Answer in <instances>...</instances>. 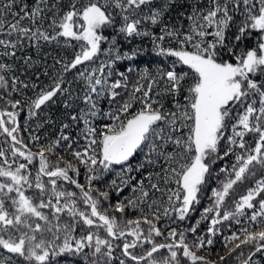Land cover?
I'll return each instance as SVG.
<instances>
[{
	"label": "snow or ice",
	"instance_id": "1",
	"mask_svg": "<svg viewBox=\"0 0 264 264\" xmlns=\"http://www.w3.org/2000/svg\"><path fill=\"white\" fill-rule=\"evenodd\" d=\"M118 37H147L171 60L117 71L137 55L121 53ZM42 42L79 50L55 59L60 70L28 115L58 95L66 108L81 99L87 110L70 116L83 122L76 139L63 130L45 142L20 136L25 101L16 95L29 85L16 75L17 52ZM74 69L82 97L66 80ZM0 104L9 145L0 148V264H227L233 253L252 264L264 252V0H0ZM226 158L211 206L180 228ZM226 221L240 227L224 236V255L199 254Z\"/></svg>",
	"mask_w": 264,
	"mask_h": 264
},
{
	"label": "trees",
	"instance_id": "2",
	"mask_svg": "<svg viewBox=\"0 0 264 264\" xmlns=\"http://www.w3.org/2000/svg\"><path fill=\"white\" fill-rule=\"evenodd\" d=\"M30 7L34 3V0H24ZM18 10V6L16 9ZM177 12L173 11L170 13V22L177 23ZM9 19L11 17L9 16ZM27 23V22H25ZM157 34L159 33L158 28L152 29ZM105 35L109 37L112 35L111 32H105ZM249 46H251V42H247ZM104 48H108L109 45L105 43L102 45ZM117 47H119L121 53L128 52L131 53L133 50L137 52L135 58L131 61L123 60L117 61L114 65L117 71H125V69L129 66H137L139 68H143L145 65L150 66L151 68H155L157 64H166L170 62L164 61L161 57H158L154 54L153 45L149 38L144 37H135L131 39V42L125 40L123 37H118L117 39ZM79 49L73 48H64L57 46L55 43L47 44L41 43V47L39 49L25 46V48L21 51L17 52V60L15 63L18 65V70L16 75L20 76V79L29 85L28 88H21L20 93L16 95V98H20L25 101L23 104V111L19 113L17 117L19 124L21 125L20 136H22L26 141L28 139L29 134L39 135L41 138V142H45L46 140L55 139L61 133V130L65 134L72 136L74 139L78 138L81 129L83 128V122L81 121L79 124L73 122L70 119V116L73 114H77L79 109L87 110V106L82 102L81 99H72L68 100L71 104V107H65V101L68 99L67 96H60L53 98V101L48 102L46 105L42 106V109L39 111L36 117H29L28 115V103L32 98H35L41 89H46L52 82V77L56 76L60 70V65L55 64V59H67L71 60L74 57V54ZM24 57H31L30 66H26L23 63ZM100 60L107 61L108 57L101 55ZM100 60L96 62L94 65H90L88 67L98 66ZM9 63H13V61L9 60ZM80 71L84 70L85 65L78 66ZM45 71H47V75H45ZM107 71V70H106ZM77 70L74 69L72 72L66 74L67 81H73L72 83V95L73 97H82L84 94V85L83 82L74 81V76ZM38 77V78H37ZM115 75L113 79H115ZM35 84L36 87L33 88L32 85ZM67 86V85H66ZM166 106L168 102L166 101ZM105 111L108 109L107 102H102L100 105ZM0 107H3L0 104ZM13 110V109H8ZM15 111V110H14ZM89 119H92L89 117ZM95 125H100L106 121L102 118H96L92 121ZM64 124H69L70 127L67 129H63ZM38 125H42V127H38ZM26 129V130H25ZM80 143L83 144V139H80ZM9 147L8 143H5V137L0 136V148H4L7 150ZM138 159H142V157H137L134 159L132 163L135 165ZM232 163L231 158H226L223 161H218L215 165H213V176L209 179L207 186L205 187L202 196L201 203L199 205H195V211L190 214L188 219L183 222H178L180 228H187L196 223L198 219L201 217L202 210L205 207H209L212 204L211 197V189L217 188L220 186V183L226 179V174L220 173V168L224 166H229ZM146 170H152L150 168ZM114 178L113 175H109L107 179ZM83 182V180H81ZM250 186L249 184H240L237 185L233 195L238 197L242 195L246 188ZM126 194V193H125ZM231 204V200L229 201V205ZM231 223V228H229V224ZM174 227L176 225H173ZM209 226L208 221H202L200 227L198 229V234H206L207 227ZM221 229V232L218 233L215 237H213L214 243L211 246H206L205 249L201 251L199 254L206 255L209 260H218L220 255H224L226 249L223 247L224 245V236L230 235L231 231L237 230L240 226L236 225L234 222L226 221L222 225L218 226ZM189 239H192V235L189 234ZM239 251V250H238ZM237 253H233L232 257L229 258L227 264H238L235 260V256ZM248 255V250L245 249V258ZM252 264H264V252L257 253L252 257Z\"/></svg>",
	"mask_w": 264,
	"mask_h": 264
}]
</instances>
